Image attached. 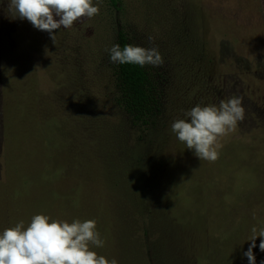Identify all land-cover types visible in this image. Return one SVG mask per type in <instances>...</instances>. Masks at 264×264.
Returning <instances> with one entry per match:
<instances>
[{"label":"rangeland","instance_id":"rangeland-1","mask_svg":"<svg viewBox=\"0 0 264 264\" xmlns=\"http://www.w3.org/2000/svg\"><path fill=\"white\" fill-rule=\"evenodd\" d=\"M92 3L53 42L0 0V231L92 219L104 246L91 250L118 264H248L264 227V0ZM118 29L164 61L145 65L162 91L148 125L114 102ZM232 96L243 121L199 160L171 123Z\"/></svg>","mask_w":264,"mask_h":264},{"label":"clouds","instance_id":"clouds-1","mask_svg":"<svg viewBox=\"0 0 264 264\" xmlns=\"http://www.w3.org/2000/svg\"><path fill=\"white\" fill-rule=\"evenodd\" d=\"M7 9L13 18L26 19L37 30L48 32L53 42L56 39L54 30L70 28L74 22L99 14V4L94 6L92 0H8ZM106 51L113 63L141 67H159L164 63L157 47L126 44L121 48L113 44ZM244 114L239 96L222 99L218 105L197 104L184 112L185 118L171 123V132L199 160L214 162L219 157V139L235 131ZM251 231L244 256L248 264H256L252 249L259 237V249L264 251V227L259 230L253 227ZM103 246L104 240L96 230L95 220L67 222L35 214L27 225L21 220L0 231V264H118L115 258L109 260L91 250Z\"/></svg>","mask_w":264,"mask_h":264},{"label":"trees","instance_id":"trees-1","mask_svg":"<svg viewBox=\"0 0 264 264\" xmlns=\"http://www.w3.org/2000/svg\"><path fill=\"white\" fill-rule=\"evenodd\" d=\"M111 2L114 4L117 0ZM115 44H119L121 48L131 44L122 29L116 31ZM114 68L115 104L134 123L150 124L158 114L162 91L151 81L145 66L115 63Z\"/></svg>","mask_w":264,"mask_h":264}]
</instances>
